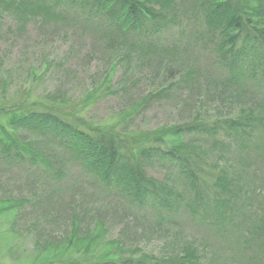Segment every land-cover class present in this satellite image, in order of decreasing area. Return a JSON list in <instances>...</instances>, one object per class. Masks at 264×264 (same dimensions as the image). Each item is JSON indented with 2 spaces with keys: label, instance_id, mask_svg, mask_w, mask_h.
Wrapping results in <instances>:
<instances>
[{
  "label": "rangeland",
  "instance_id": "rangeland-1",
  "mask_svg": "<svg viewBox=\"0 0 264 264\" xmlns=\"http://www.w3.org/2000/svg\"><path fill=\"white\" fill-rule=\"evenodd\" d=\"M188 1L169 14L182 25L167 30L160 46L165 52L121 39L111 44L88 27L85 15L82 22L74 21L75 14H70V23L30 20L20 32L14 18L18 13L0 11V110L16 106L22 112H43L45 106H56L70 117L78 114L100 130L121 135L239 119L241 110L251 111L260 102L264 85L247 94L230 88L215 66L213 45L197 39L198 29L188 24L193 15ZM8 112H0V142L17 140L42 164H15L0 152V264H92L103 255L118 257L120 251L108 243L121 248L124 257L173 261L195 249L200 264H263V254L258 257L245 242L249 237L242 229L246 219H258L264 206V127L249 134L250 150L229 139L222 145L217 138L203 143L206 136L197 131L181 137L184 146L199 147L200 167L208 171L204 180L210 182L213 171L234 177L237 170L253 191L247 192L249 207L240 202L223 233L215 235L183 210L169 220L103 187L94 176L88 179L57 144L10 128L13 114L20 113ZM245 153L252 159L248 168L238 160ZM163 165L151 163L145 174L159 183L170 180L169 173L178 176Z\"/></svg>",
  "mask_w": 264,
  "mask_h": 264
},
{
  "label": "trees",
  "instance_id": "trees-1",
  "mask_svg": "<svg viewBox=\"0 0 264 264\" xmlns=\"http://www.w3.org/2000/svg\"><path fill=\"white\" fill-rule=\"evenodd\" d=\"M186 1L188 0H0V11H11L12 14L16 11L20 14H14L16 23L21 24L18 29L20 32H24L30 20L70 23V14H75L73 18L76 22H80L81 16L85 15L87 17L84 21L88 27L111 44L121 39L142 49L165 52L167 49L160 46L163 37L168 35L167 30L173 25L179 30L182 25L178 19L170 18L169 14ZM188 2L193 9L188 24L198 29L197 39L203 42L206 39L209 45H213L216 53L215 66L232 85L230 88L242 89L247 94L253 86L259 83L264 85V0ZM260 98V102L251 111L244 113L241 110V116L237 120L217 121L211 125H183L171 131L158 129L136 134L124 131L122 135L114 129L100 130L84 122L78 114H70L73 116L70 117L56 106L43 107L39 103L43 112L27 109L22 112V108L16 106L14 109L2 107L0 112L11 110L20 113L13 114L8 124L10 128L32 132L44 141L57 144L69 153L70 159L84 168L88 179L89 176H94L95 182L103 187L116 189L119 194L131 198L137 206H144V210L150 206L159 211V216H167L169 220L175 213L183 210L216 235L223 233V225L230 221L232 211L236 210L240 202L249 207V180L237 170L234 177H228L227 171L219 175L212 170L211 181L204 180L202 174L208 176V171L207 168L200 167L198 158L201 153H197L199 147H195V144L184 146L181 137L197 131L206 136L202 138L203 143L210 138H217L218 141L215 140L212 146H215L216 141L222 145L229 139L237 142V146L241 145V149L243 147L244 150H250L246 145V142H251L249 134L260 126L264 127V111L261 110L264 109V93ZM0 149L6 159L17 161L15 164H42L32 150L20 147L17 140L0 142ZM247 155L250 154L245 153L238 160H243V167L248 168V162L252 159H248ZM157 161L166 163L167 166H163L175 170L178 176L169 173L170 180L166 178L160 183L148 177L145 169ZM175 186H183V189L177 192ZM257 212L258 219H246L242 230L249 237L245 242L257 250L258 257L261 256L260 253L264 257V206L261 205ZM85 233L91 237L89 230H84ZM86 239L84 237L83 240ZM109 246L120 251L118 257L103 255L98 260H92V264H200L201 261L195 249H191L180 259L156 261L146 256L124 257L121 248L113 243H108ZM189 255L192 258L188 259ZM261 263L264 264V258Z\"/></svg>",
  "mask_w": 264,
  "mask_h": 264
}]
</instances>
